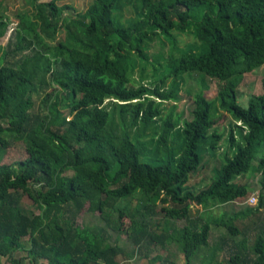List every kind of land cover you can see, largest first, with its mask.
Here are the masks:
<instances>
[{
	"label": "trees",
	"instance_id": "1",
	"mask_svg": "<svg viewBox=\"0 0 264 264\" xmlns=\"http://www.w3.org/2000/svg\"><path fill=\"white\" fill-rule=\"evenodd\" d=\"M58 1L32 0L33 13H18L13 38L0 46V264H125L119 258L135 253L175 264L178 255L170 252L151 259L167 243L179 245L191 264L209 247L211 226L239 232L232 218L206 222L192 206L206 210L244 198L247 187L235 179L249 171L260 172L264 184V91L246 107L238 103L243 75L264 66V0H93L75 17ZM1 6L2 0L0 39L10 24ZM127 7L132 17L125 18ZM61 31L65 37L57 40ZM189 32L197 50L176 49L174 33ZM157 38L173 44L163 75L164 66L146 54ZM193 74L203 89L191 118L163 116V104L178 98L176 81ZM205 78L217 81L213 100L204 96ZM227 116L234 122L231 154L207 184L188 185L203 154L214 155L221 138L215 127ZM17 143L26 157L4 162ZM24 197L32 201L29 214ZM158 203L167 222L183 221L174 233L154 221ZM86 207L106 228L77 224ZM263 207L260 198L253 212ZM124 218L134 255L107 240L108 230L123 231ZM262 227L248 264H264Z\"/></svg>",
	"mask_w": 264,
	"mask_h": 264
},
{
	"label": "rangeland",
	"instance_id": "2",
	"mask_svg": "<svg viewBox=\"0 0 264 264\" xmlns=\"http://www.w3.org/2000/svg\"><path fill=\"white\" fill-rule=\"evenodd\" d=\"M93 0H59L57 5L60 7H69L65 11V15L75 17L80 13H83L88 9ZM34 6L32 0H2L1 12L10 20L8 31L4 37L0 39V46H6L11 38H13L14 30L18 24V13H33ZM134 11L132 8L127 7L124 16L125 18L132 17ZM177 48L179 50H197L199 43L193 33L178 34L174 33ZM65 37V32L61 31L58 34L57 40H62ZM53 43V42H52ZM172 45L164 38H157L153 42L149 43L146 50L150 61L152 63H160L164 66L163 75L167 71L166 58L172 51ZM175 56H178L179 51H173ZM139 65L135 78L139 80ZM151 66L148 67L149 71ZM152 80H146L145 83L149 84ZM178 83L177 100L174 102H168L163 104L162 115L165 116L169 113L173 115H180L181 120H189L191 118L192 110L194 109L193 98L194 95L203 89V81L197 74L184 75L182 78L176 81ZM205 82L208 89L205 91V98L213 100L217 95V81L210 78H205ZM264 66H260L252 72L245 73L243 75L242 82L238 92V103L246 107L248 105L249 98L254 94H261L264 91ZM172 85V79L168 78L162 88L169 89ZM35 108L33 112L38 111L40 108V100L34 97ZM41 109V108H40ZM233 120L229 116L223 118L216 125L215 130L220 134L221 138L217 142L214 155L206 152L202 156V160L199 166L200 174L194 176L188 181V185L198 188L207 184L213 177L215 170H217L223 162V155L227 153L231 154L232 149L229 147L228 133L233 125ZM210 131H213L210 130ZM26 157L25 146L23 144H15L10 147L3 157V161L7 163L20 161ZM254 167H258V163H254ZM262 174L260 172L249 171L247 174L241 175L235 179V183L238 185H244L247 187V195L244 198L237 199L233 202L225 204H210L206 210L200 206H192L194 216H200L203 221L212 223L221 218L224 220L233 219L232 225L239 232L237 235L232 236L223 227L211 226L210 235L208 239L209 247L203 249L198 255H196L191 264H248L245 261L251 257L250 248L254 237L258 234L260 229L264 225V207L259 208L258 212H253L257 209L260 203V198L264 201V184L262 183ZM254 198L253 204H250L249 199ZM23 210L29 214V211L34 210L32 201L28 197H24L21 200ZM131 208H136L139 205V197L131 199L129 201ZM162 203H158L156 211L158 214L155 216V222L160 223L161 229L165 226L170 229L171 233L175 232L177 227L183 226V221L167 220L160 212ZM253 212V213H252ZM255 217V219L253 218ZM77 224L80 226H92L98 229L106 228L105 223L101 220L99 213H91L86 207L81 214L76 218ZM256 223V224H255ZM255 224V225H254ZM129 222L126 218L123 219V231L120 233L108 230V242L111 245H118L122 247L127 254L134 255L135 246L126 233V229ZM22 243L27 247L26 239H22ZM211 249H215V257L211 260ZM177 254L178 258L175 264H184V258L180 252V246L176 243H167L164 248L157 247V249L151 255V259L159 256H166L168 253ZM18 255V254H17ZM119 260L125 264H161L160 261L153 262L151 260H145L140 258L136 253L133 257H120ZM2 264H8L5 259H2Z\"/></svg>",
	"mask_w": 264,
	"mask_h": 264
},
{
	"label": "built area",
	"instance_id": "3",
	"mask_svg": "<svg viewBox=\"0 0 264 264\" xmlns=\"http://www.w3.org/2000/svg\"><path fill=\"white\" fill-rule=\"evenodd\" d=\"M254 201H255V199H254V198H250V199H249V202H250V204H253V203H254Z\"/></svg>",
	"mask_w": 264,
	"mask_h": 264
},
{
	"label": "bare ground",
	"instance_id": "4",
	"mask_svg": "<svg viewBox=\"0 0 264 264\" xmlns=\"http://www.w3.org/2000/svg\"><path fill=\"white\" fill-rule=\"evenodd\" d=\"M241 122V121H240ZM242 123V122H241ZM249 131V130H248Z\"/></svg>",
	"mask_w": 264,
	"mask_h": 264
}]
</instances>
